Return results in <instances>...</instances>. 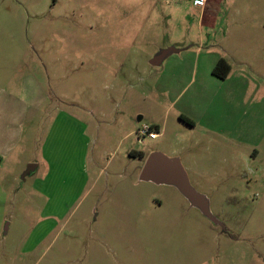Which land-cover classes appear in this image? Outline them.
<instances>
[{
	"label": "rangeland",
	"instance_id": "rangeland-1",
	"mask_svg": "<svg viewBox=\"0 0 264 264\" xmlns=\"http://www.w3.org/2000/svg\"><path fill=\"white\" fill-rule=\"evenodd\" d=\"M220 8L207 33L192 0H0L17 135L0 169V264H264V0ZM151 151L181 160L225 232L139 181Z\"/></svg>",
	"mask_w": 264,
	"mask_h": 264
},
{
	"label": "water",
	"instance_id": "water-1",
	"mask_svg": "<svg viewBox=\"0 0 264 264\" xmlns=\"http://www.w3.org/2000/svg\"><path fill=\"white\" fill-rule=\"evenodd\" d=\"M171 50H165L154 56L150 65L157 67ZM28 165L23 177L34 169ZM139 181L154 185L173 187L191 208L196 209L211 223L223 227L212 215L207 198L197 192L189 182L187 173L178 157H169L159 151L150 152L140 171Z\"/></svg>",
	"mask_w": 264,
	"mask_h": 264
},
{
	"label": "crops",
	"instance_id": "crops-1",
	"mask_svg": "<svg viewBox=\"0 0 264 264\" xmlns=\"http://www.w3.org/2000/svg\"><path fill=\"white\" fill-rule=\"evenodd\" d=\"M177 1H183V0H177ZM222 2L223 0H205L203 6H196L199 8L198 26L200 28H204L207 31V33L215 32V30L218 27L219 13H220L219 11L221 9L220 7L222 5ZM232 33L228 34L227 37L230 39V42L232 41L231 43H233L234 45L236 44V42H239V40L245 38V36L241 35V33L243 32H232ZM3 101L5 102L2 95L0 94V102H1L0 103V169L2 167V163L4 162L3 159L9 155V152L11 150V145H10L11 140L17 138L16 134H12V132H14V129L11 130V126H15L14 124L15 121L14 119H12L13 124H11L10 115L4 109ZM153 127H155L157 133L160 131V127L158 125ZM159 136L160 134L158 133V137ZM35 169L36 167H34L33 170Z\"/></svg>",
	"mask_w": 264,
	"mask_h": 264
},
{
	"label": "trees",
	"instance_id": "trees-1",
	"mask_svg": "<svg viewBox=\"0 0 264 264\" xmlns=\"http://www.w3.org/2000/svg\"><path fill=\"white\" fill-rule=\"evenodd\" d=\"M229 72V64L224 59H219L212 70V75L218 79H225L228 76ZM179 120L189 126H193V123L185 117L181 116L179 117ZM151 129L155 130V127H151Z\"/></svg>",
	"mask_w": 264,
	"mask_h": 264
},
{
	"label": "built area",
	"instance_id": "built-area-1",
	"mask_svg": "<svg viewBox=\"0 0 264 264\" xmlns=\"http://www.w3.org/2000/svg\"><path fill=\"white\" fill-rule=\"evenodd\" d=\"M204 3L205 0H193V4L195 6H203ZM137 134L139 136V142H142V139L145 138L155 140L158 137V133L155 130L151 129V127L147 126H144L142 129H140Z\"/></svg>",
	"mask_w": 264,
	"mask_h": 264
},
{
	"label": "flooded vegetation",
	"instance_id": "flooded-vegetation-1",
	"mask_svg": "<svg viewBox=\"0 0 264 264\" xmlns=\"http://www.w3.org/2000/svg\"><path fill=\"white\" fill-rule=\"evenodd\" d=\"M142 155H143V154H141L140 157H142ZM144 157H146V156H144ZM216 226H218V225H216ZM219 227L222 228V230L225 232V228H224V226H223V227L219 226Z\"/></svg>",
	"mask_w": 264,
	"mask_h": 264
}]
</instances>
